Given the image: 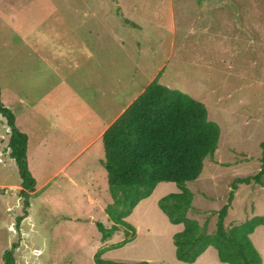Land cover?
I'll return each mask as SVG.
<instances>
[{"label": "rangeland", "instance_id": "1", "mask_svg": "<svg viewBox=\"0 0 264 264\" xmlns=\"http://www.w3.org/2000/svg\"><path fill=\"white\" fill-rule=\"evenodd\" d=\"M161 71L163 85L204 103L222 129L216 162L207 159L202 176L188 183L195 194L189 216L213 233L232 182L262 169L264 0H0L2 100L30 133L38 181L25 208L0 114V264L14 244L18 264H96L98 251L123 242L125 230L133 234L122 228L101 239L97 222L114 223L98 133ZM262 182L238 185L228 229L264 216ZM176 192V184L158 185L127 219L134 240L103 258L186 264L173 241L183 226L158 204ZM251 238L264 262V227ZM205 254L194 264H224L215 248Z\"/></svg>", "mask_w": 264, "mask_h": 264}, {"label": "trees", "instance_id": "2", "mask_svg": "<svg viewBox=\"0 0 264 264\" xmlns=\"http://www.w3.org/2000/svg\"><path fill=\"white\" fill-rule=\"evenodd\" d=\"M166 71V70H165ZM164 72L145 88V91L101 136V145L107 172V184L113 203L107 214L114 223L107 227L97 222L103 242L113 238L122 228L127 238L118 244L105 247L95 255L96 264H127L106 260L103 255L112 249L124 247L134 240L136 228L127 219L136 207L150 198L158 185L176 184L179 192L169 194L159 201V208L173 225H182L183 230L174 235L176 257L186 264H194L210 248L216 249L224 264H263L261 254L251 236L258 227L264 226V216H257L228 229L225 220L233 207L235 191L239 184H262L264 176V142L262 169L253 177L237 178L226 204L218 212L217 228L208 232V224L189 216L195 194L188 183L197 181L203 174L207 159L215 163L222 129L212 121L206 105L188 94L161 83ZM0 114L10 128L8 149L15 161L22 180L20 196L25 208L36 193L38 181L33 177L28 154L30 139L18 126L16 116L2 100L0 87ZM242 154V153H241ZM244 157V156H242ZM101 189V187H100ZM37 192V191H36ZM34 193V194H31ZM28 212H26L27 214ZM28 215V214H27ZM24 217L19 218V222ZM130 237V238H129ZM14 244L3 256L5 264H18ZM135 264H151L142 261Z\"/></svg>", "mask_w": 264, "mask_h": 264}, {"label": "crops", "instance_id": "3", "mask_svg": "<svg viewBox=\"0 0 264 264\" xmlns=\"http://www.w3.org/2000/svg\"><path fill=\"white\" fill-rule=\"evenodd\" d=\"M132 92H137V90H135V91H132V90H131L130 93L133 94ZM141 92H142V91H141ZM141 92L139 91L138 93H141ZM142 93H143V92H142ZM28 134H30V133H28ZM98 134H99L98 138L101 137V136H102V131H100ZM51 138H52V133L50 132V133H48V143L51 141V140H50ZM29 139H30V141H31V137H29ZM73 142H74V141H73ZM30 143H31V142H30ZM53 143H54V142H53ZM29 164H30V163H29ZM260 227H264V226H260ZM258 228H259V227H258ZM258 228H257V229H258ZM181 232H182V231H181ZM255 232H256V231H255ZM179 233H180V232H179ZM254 234H255V233H254ZM254 234H253L252 236H254ZM252 236H251V237H252ZM251 239H252V238H251ZM210 248H212V247H210ZM210 248H209V249H210ZM209 249H208L207 251H209ZM205 253H206V252H205ZM205 253H204L201 257H203L204 255H206ZM262 259H263V258H262ZM263 264H264V262H263Z\"/></svg>", "mask_w": 264, "mask_h": 264}, {"label": "clouds", "instance_id": "4", "mask_svg": "<svg viewBox=\"0 0 264 264\" xmlns=\"http://www.w3.org/2000/svg\"><path fill=\"white\" fill-rule=\"evenodd\" d=\"M107 242V241H106Z\"/></svg>", "mask_w": 264, "mask_h": 264}]
</instances>
